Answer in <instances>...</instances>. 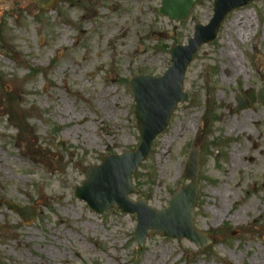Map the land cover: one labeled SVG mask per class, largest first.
Masks as SVG:
<instances>
[{"label":"rangeland","instance_id":"1","mask_svg":"<svg viewBox=\"0 0 264 264\" xmlns=\"http://www.w3.org/2000/svg\"><path fill=\"white\" fill-rule=\"evenodd\" d=\"M161 1L57 0L37 11L32 0H0V264H264V0L229 13L199 48L182 84L191 101L177 105L132 178L129 198L160 212L188 183L197 148L193 227L213 244L150 236L137 250L134 215L100 216L74 197L80 166L137 144L128 79L162 77L169 48L213 17L214 0H199L172 22ZM238 96L251 107L238 112ZM3 201L31 206L36 219L23 224Z\"/></svg>","mask_w":264,"mask_h":264},{"label":"water","instance_id":"2","mask_svg":"<svg viewBox=\"0 0 264 264\" xmlns=\"http://www.w3.org/2000/svg\"><path fill=\"white\" fill-rule=\"evenodd\" d=\"M37 9L47 10L56 0H33ZM196 1L163 0L160 14L171 21L188 20ZM251 0H215L213 17L206 26L196 24L195 33L186 46H175L169 50L170 67L163 77L146 75L131 77L128 87L134 98V118L137 121L139 137L134 151L122 155L103 157L99 166L81 167L85 181L75 187V197L84 200L91 211L105 215L115 209L123 214H134L137 226L134 230L136 249L142 248L144 241L153 235L174 239H187L200 250L213 243L193 228L194 209L198 199L199 151L193 149L187 161L185 174L189 183L177 190L167 208L157 212L147 206L143 198L133 202L128 196L137 193L131 185L132 175L146 159L157 135L164 132L170 115L178 102L188 103L190 93L183 92V79L192 57L203 44L215 40L220 25L235 9L247 6ZM257 100L264 107V87L258 90ZM238 101V112L249 108L248 100ZM8 211L18 215L24 223L35 220V210L29 206L19 207L4 201Z\"/></svg>","mask_w":264,"mask_h":264},{"label":"bare ground","instance_id":"3","mask_svg":"<svg viewBox=\"0 0 264 264\" xmlns=\"http://www.w3.org/2000/svg\"><path fill=\"white\" fill-rule=\"evenodd\" d=\"M246 17H242V19L244 20ZM235 23V22H234ZM233 23V24H234ZM249 23V22H248ZM231 58V54L230 53H224L222 55V58ZM230 65V71H231V75L233 74L234 77H238L241 74V71L239 68H237L235 60L232 58L231 61L229 62ZM193 127H195V122H193ZM235 126L231 129L232 131L234 130ZM262 260V259H261Z\"/></svg>","mask_w":264,"mask_h":264}]
</instances>
